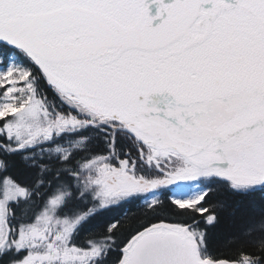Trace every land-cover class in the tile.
Segmentation results:
<instances>
[{"label":"snow or ice","instance_id":"6c2138e0","mask_svg":"<svg viewBox=\"0 0 264 264\" xmlns=\"http://www.w3.org/2000/svg\"><path fill=\"white\" fill-rule=\"evenodd\" d=\"M0 264H264V0H0Z\"/></svg>","mask_w":264,"mask_h":264}]
</instances>
